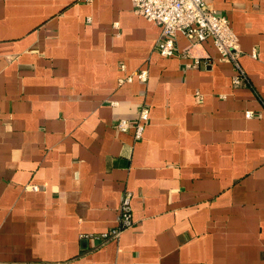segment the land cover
I'll return each instance as SVG.
<instances>
[{"label": "crops", "instance_id": "obj_1", "mask_svg": "<svg viewBox=\"0 0 264 264\" xmlns=\"http://www.w3.org/2000/svg\"><path fill=\"white\" fill-rule=\"evenodd\" d=\"M206 4L239 84L211 38L158 55L131 0H0V264H264V0Z\"/></svg>", "mask_w": 264, "mask_h": 264}, {"label": "built area", "instance_id": "obj_2", "mask_svg": "<svg viewBox=\"0 0 264 264\" xmlns=\"http://www.w3.org/2000/svg\"><path fill=\"white\" fill-rule=\"evenodd\" d=\"M134 12L149 21L161 25L160 36L154 46L155 52L163 57L175 55L176 35L181 32L190 40L202 41L211 38L222 59L230 60L236 69L232 78L234 84H239L244 79V72L238 62L240 49L237 36L231 30L229 21L225 14L217 13L208 7L206 0H131ZM256 57L255 52L252 53ZM200 61L196 59L187 67L199 66ZM125 71V67L121 66ZM137 78L142 84L148 80V70L143 68L127 74L119 81H132ZM245 116H253L251 111H246ZM149 118L148 106L142 104L135 120L119 119L115 128L120 132L132 131L135 139L142 138L144 127ZM132 193H124L118 208L117 223L114 227L100 234L104 239L116 238L120 233L133 225L131 209Z\"/></svg>", "mask_w": 264, "mask_h": 264}]
</instances>
